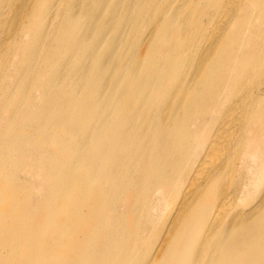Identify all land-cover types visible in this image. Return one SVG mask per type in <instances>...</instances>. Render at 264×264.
Returning <instances> with one entry per match:
<instances>
[{"label":"bare ground","instance_id":"obj_1","mask_svg":"<svg viewBox=\"0 0 264 264\" xmlns=\"http://www.w3.org/2000/svg\"><path fill=\"white\" fill-rule=\"evenodd\" d=\"M21 65L0 264H264V0H0V79ZM34 129L74 158L30 149Z\"/></svg>","mask_w":264,"mask_h":264},{"label":"rangeland","instance_id":"obj_2","mask_svg":"<svg viewBox=\"0 0 264 264\" xmlns=\"http://www.w3.org/2000/svg\"><path fill=\"white\" fill-rule=\"evenodd\" d=\"M4 69H5V74L9 75L11 73H14L15 76L11 77L10 75L9 76L5 75V77L0 79V90H1L0 100L2 101L4 99L8 98L9 96L5 97L4 93L12 90L13 92L11 93V95L13 96V101H10V104L8 107L10 109H16L18 107V105L20 104L19 101L22 100V103L25 102V98H26L27 94L24 92L23 89L28 87V85H29L30 77H31L30 69H29V67H27L25 65H21L18 67H14V66L7 67V68L5 67ZM35 70H34V72H32V74L36 73ZM19 71H21L22 74H18ZM45 81H46L45 78L39 79V82H41V83H44ZM4 88H8L7 91L6 90L4 91ZM47 92L50 93L51 91L49 90ZM16 100H18V101H16ZM257 110H258L259 115H263L264 114V103L261 104ZM258 122L255 121L256 124ZM18 123L22 124V121H19ZM26 123H29V121ZM42 125L44 126V128H46V131L49 129L52 130V124H50L49 122H42ZM32 134L33 135L31 137H35V143H33L29 147L30 149L39 150L43 147L42 151H44V152L46 151V152H49L51 154L60 152V155H59L60 160L62 158L63 159L74 158V154H75L74 149L73 150L72 149H68V150L62 149L63 146L67 143L61 144L62 137L59 133L54 135L53 136L54 138H48V137H46V135H44V133L42 131L34 129V132H32ZM59 136H60V138H59ZM45 142H47V143H45ZM21 176L23 178H25L26 180H28V184H31V183L33 184L39 180H42L44 177L40 171H38L37 169H32V168L28 169L27 171H24L21 174ZM32 196H34L36 198V200H39L38 194L33 193V190L30 186L28 187V191L25 189H18L16 191L12 192V196H10L6 205L11 207V208H14V209H19L22 206H24L23 204L25 202H27ZM39 211H44V208L41 207L39 209ZM30 227L32 228V230H34V234L37 233L36 230L39 227L38 225H36V224L32 225V226L30 225ZM44 231L46 232V229ZM30 251H31V248H29L28 251L26 250L25 253H28ZM115 256L116 257L113 260V264H124L125 263V261H124L125 255L123 253H118ZM190 256H192V255L189 254V257ZM66 258L75 259L73 254H72V251H70L68 253L66 252L65 254H62L61 257L58 258L57 263L65 264ZM76 261H77V259H76Z\"/></svg>","mask_w":264,"mask_h":264}]
</instances>
